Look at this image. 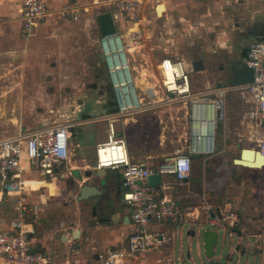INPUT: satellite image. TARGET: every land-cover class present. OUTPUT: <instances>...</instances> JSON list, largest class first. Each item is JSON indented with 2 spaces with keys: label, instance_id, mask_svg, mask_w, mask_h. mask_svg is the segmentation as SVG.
<instances>
[{
  "label": "crops",
  "instance_id": "1",
  "mask_svg": "<svg viewBox=\"0 0 264 264\" xmlns=\"http://www.w3.org/2000/svg\"><path fill=\"white\" fill-rule=\"evenodd\" d=\"M44 1L52 11L59 9L69 1H76L88 5L90 14L105 5L98 0ZM163 3L165 6L163 11L158 14L159 6H156V14L164 18L163 27L166 26L170 32L164 42L165 48L162 49L164 53L161 57L182 59L189 74L193 71L192 61L200 59L203 69L194 73L203 76L205 89L213 85L218 86L219 83H213L212 77L215 74L225 76L230 64L233 67L231 75L235 84L248 82L245 78L251 77L244 65L246 55L243 56L242 53L253 40L264 37V0H164ZM21 4L22 0H0V83L2 75L14 71L16 73L24 71L25 75H40L41 72L42 74L62 75L64 72L76 74V71L71 72L72 70L63 68V58L70 61L68 63L70 66L90 65V61L81 59L80 62V57L74 54L80 52L82 48L85 49L83 43L86 41L88 44L94 45L95 43L98 50V37L101 34L98 22L90 16L82 17L75 22H67L59 18L57 13H52L44 23L35 28L31 36L25 37L20 18ZM191 41L200 44L199 55L179 56V53L185 52L187 44ZM15 58H23L26 62L11 63L8 61ZM31 60H36L33 65ZM225 60L228 61L224 62ZM97 66L98 77L105 82L104 68L100 59ZM78 81L74 86L81 91V85L85 83ZM108 101L109 98L105 99L104 95L83 96L80 100L82 110L76 112V119L94 112L99 114L94 118L97 122H106L100 116L112 109ZM226 102L229 120L232 107L229 105L228 96ZM235 106L239 109L244 106L241 99L235 103ZM237 118L239 119L238 111ZM78 121L93 120L87 118ZM84 124L87 123L81 125ZM222 127L225 131L227 123ZM27 130L20 128L19 132ZM79 130L77 131L80 136L77 143L79 149L76 153L79 159L73 158L74 154L71 152L68 162L60 166L52 177L45 176L34 166L27 167L22 173L25 184L28 185L25 190L26 201L30 206L37 207L36 216H33L31 212L25 217V221L29 223L26 228L33 230V233L29 234L30 245L34 251L45 254L50 261L49 264H96V252L123 247L128 234L132 231L130 222L125 221V216L129 214V211L122 201L123 188L119 170L94 169L93 135L90 132L82 134V130ZM71 140L73 142V138ZM128 152L133 161L144 162L152 166H157L165 159L154 160V162L140 160L129 149ZM218 153L216 151L214 154L192 157V172L187 182L190 188L205 191L212 186L217 189L212 182L211 185L207 183L211 179L207 168L210 160H213ZM263 168L264 165L253 169ZM72 172L75 175L69 177ZM170 180L173 184L174 181L171 178ZM71 181H75L76 188L71 186ZM83 184L94 185L100 194L90 196L85 200H78L79 188ZM1 190L0 208L5 195ZM7 198L16 203V196L9 195ZM214 202L216 206L223 203H217L215 200ZM224 203L228 206L230 204ZM198 222L177 227L167 223L151 224L150 230L168 237V244L160 251L148 252L142 259L129 260L128 264H160L158 260L164 256H170L174 264H197L195 262L197 258L200 259L201 264H221L220 257L204 255L200 240V233L203 230L202 223ZM219 224L223 226L220 230L223 232L228 230L223 223ZM4 225L0 223V230L8 228V224L3 227ZM233 229L229 234L233 235L232 232L236 231L239 238H242L241 230L239 229L240 233H238L237 229ZM259 232L260 230H257L254 235L249 233L245 237L247 241L245 246L242 245L240 239V246L237 247L236 252L241 253L242 257L248 247H253L260 258L259 264H264V231ZM202 254L207 258L203 259ZM226 264L232 263L228 260ZM233 264H248V262L237 261Z\"/></svg>",
  "mask_w": 264,
  "mask_h": 264
},
{
  "label": "built area",
  "instance_id": "2",
  "mask_svg": "<svg viewBox=\"0 0 264 264\" xmlns=\"http://www.w3.org/2000/svg\"><path fill=\"white\" fill-rule=\"evenodd\" d=\"M162 0H104L101 8L89 13V6L69 1L59 9L50 10L44 0H22L20 18L25 37L44 23L52 13L67 22H75L90 16L97 18L109 12L114 32L100 34L98 54L104 68L105 82L111 89L114 105L101 115L107 123L106 139L95 145L94 169H117L121 174L122 201L129 211L132 231L123 247L101 250L95 253L96 264H128L129 260L142 259L152 250L160 251L169 238L150 230L151 224L167 223L181 226L195 224L202 217L205 226L216 231L221 212L210 201L204 190L187 185L192 172V157L216 153V137L219 122L226 125L227 96L239 92L243 107L239 121L254 128L257 133L256 149L264 155V37L253 40L247 46L245 68L252 72L251 80L243 84L218 85L193 92L191 76L179 58L164 56L157 63L158 77L151 89L144 91L136 86L129 50L141 45L142 4H150L155 12ZM136 26V28H134ZM135 71V70H134ZM150 104L145 103V97ZM179 106L184 117V145L157 166L133 161L127 141L115 128V122L123 117L138 114L150 108ZM86 123L88 121H85ZM85 122L39 125L27 131L0 138V181L5 195H14L17 218L9 228L0 231V264H49L48 257L31 248L29 234L33 230L25 217L37 207L30 206L25 198L26 184L22 173L36 167L45 176L68 162L71 155L70 140L73 128ZM157 172L162 183L149 186L147 178ZM174 183H171L170 177ZM179 189L177 196L171 192ZM160 264H174L170 256L158 260Z\"/></svg>",
  "mask_w": 264,
  "mask_h": 264
},
{
  "label": "rangeland",
  "instance_id": "3",
  "mask_svg": "<svg viewBox=\"0 0 264 264\" xmlns=\"http://www.w3.org/2000/svg\"><path fill=\"white\" fill-rule=\"evenodd\" d=\"M98 1L103 2L104 0ZM140 11L143 36L141 45L132 53L130 61L137 70H133V75L141 76L143 73L147 82L155 84L158 77L157 63L162 58L164 53L162 49L165 48L164 42H166L167 34L170 31L166 26L163 27L165 25L164 18L157 16L150 4H142ZM83 45L85 49L82 48L80 52L74 55L80 57V62L81 59L90 61V65L70 66L68 59H62L63 68L72 70L71 72L76 71V74H66L65 72L62 75L42 74L41 72L40 75H25L24 71L19 73L14 71L2 75L0 83V138L17 134L20 128L29 130L42 124L71 123L92 118L93 121H90L92 123L87 122V124L78 125L73 128L74 131L80 129L82 134L90 132L93 135L92 150L95 148L96 142L106 139L107 123L97 122L94 119L99 114L89 117L84 114L79 119L75 117L76 112L82 110L80 100L83 96L95 94L96 96L104 95L105 99L108 97L105 82L98 77L97 46L95 43L94 45L88 44L87 41ZM199 45L191 41L187 44L185 52L179 53V56L194 57L199 55V48H201ZM8 61L11 63L26 62L23 58ZM34 61L36 60H31L32 65L35 63ZM226 61L228 60L224 62ZM232 68V64H230L226 70V77L222 74H215L211 79L214 81L213 83H219V85L235 84L236 82L231 75ZM190 74L193 92L205 90L206 85L203 76L193 71ZM96 75L97 77H95ZM78 80L85 83V85H81V91H78L74 86L75 83L79 82ZM142 95L145 97V103L150 104V99L146 94L142 93ZM240 96L239 92H230L228 95L229 105L232 107L231 118L229 117L225 131L222 129V123L219 122L216 137V151L219 153L213 160H210L207 168L211 178L207 183L211 185L212 182L217 189L210 186L205 192L211 202L212 200L217 203L223 202L222 205H218L219 207L215 206L221 212L220 222L228 229L225 232L219 230L215 246L214 256L220 257L221 264H226L228 260L232 264L237 261L259 264L260 258L253 247H248L242 257L241 253L236 252V249L240 246V239L242 245H246L245 237L249 233L254 235L257 230H260L259 233L264 231V168H244L233 163V160L239 157L241 149H255L257 147V133H255L254 128L241 123L237 118V111L239 113L241 109L236 108L235 103L240 99ZM115 128L120 134L125 135L128 149L140 160L162 161L163 158L171 156L176 149L184 145L182 136L184 117L179 106L150 108L138 114L123 117L115 122ZM69 143L70 148L72 147L71 152L74 154L73 158L79 159V155H76L79 149L77 146L78 139H73V142L71 140ZM72 174L69 177L75 175L74 172ZM169 177L172 179L171 176L167 177V175L164 178L168 179ZM71 186L77 187L75 181L71 183ZM0 189H2L1 181ZM178 191L177 188L171 194L175 197ZM7 197L4 195V201L0 208V223L5 224L3 227L8 224L9 228L10 222L17 218V211L15 209L16 203ZM224 202L231 205H225ZM198 223L206 225L203 217ZM232 228L240 229L242 238H239L236 231L230 235L229 232ZM253 228L256 229L253 230ZM201 256L203 259L207 258L203 254ZM195 262L201 264L198 258Z\"/></svg>",
  "mask_w": 264,
  "mask_h": 264
},
{
  "label": "water",
  "instance_id": "4",
  "mask_svg": "<svg viewBox=\"0 0 264 264\" xmlns=\"http://www.w3.org/2000/svg\"><path fill=\"white\" fill-rule=\"evenodd\" d=\"M97 22H98V26H99L101 34H110V33H113L115 31L114 26H113V21H112V18H111V15L109 12H104V13L100 14L97 18ZM246 51H247V49L243 50V53H242L243 56L246 55ZM191 66H192L193 72H197V71L203 69V63L200 59H196V60L192 61ZM248 72H249V76L251 77L252 72L251 71H248ZM245 79L248 81L251 80V78H245ZM105 85L108 89V98H109L108 105L113 106L114 101L112 100L113 96L111 93V89L109 88V86L106 82H105ZM103 113H105V112H103ZM94 115H97V113L93 112V113L87 114L88 117L94 116ZM79 137L80 136L77 134V131L73 130L71 133V138L78 139ZM244 159H246V161H244ZM252 160H254V161H252ZM233 163L235 165H241L244 163L246 165H248V164H250V165H262V164H264V155H262L258 150L254 151V150L249 149V148H244V149H242L239 157L235 158L233 160ZM147 183L149 186L160 185L162 183L161 174L154 172L153 174L149 175L147 178ZM99 194H100V191L94 185L83 184L79 188V195L77 196V199L78 200H85L90 196H95V195H99ZM125 221L130 222L128 215L125 216ZM206 227H205V225L201 226V228L203 230L200 233V240L202 241V248L204 250V255L207 257H211L215 254L214 248L217 244L219 230L216 231L214 229L206 228ZM237 232L240 233L239 230H237Z\"/></svg>",
  "mask_w": 264,
  "mask_h": 264
},
{
  "label": "bare ground",
  "instance_id": "5",
  "mask_svg": "<svg viewBox=\"0 0 264 264\" xmlns=\"http://www.w3.org/2000/svg\"><path fill=\"white\" fill-rule=\"evenodd\" d=\"M159 6V9H158V14H160L162 11H163V8L165 7L164 6V3H162V4H159L158 5ZM157 6V7H158ZM144 19V18H143ZM139 47V46H138ZM137 47V48H138ZM135 51V48L134 47H132L130 50H129V52L130 53H133ZM137 51V50H136ZM134 68V70H136V67L135 66H133ZM137 71V70H136ZM140 72V71H139ZM142 72V71H141ZM143 73H141V76H137V75H135V79H136V86H138L139 88L140 87H142L143 89H144V91H147L146 89H151L152 87H153V85L150 83V82H147L146 81V79L143 77ZM244 149V148H243ZM249 149H252V150H254V151H257V149H254V148H249ZM242 151V150H241ZM239 154H241V153H239ZM244 161H246V159H244ZM252 161H254V160H252ZM264 164H262V165H250V164H248V165H246L245 163L244 164H241V165H239V166H244V167H250V168H261L262 166H263Z\"/></svg>",
  "mask_w": 264,
  "mask_h": 264
},
{
  "label": "trees",
  "instance_id": "6",
  "mask_svg": "<svg viewBox=\"0 0 264 264\" xmlns=\"http://www.w3.org/2000/svg\"><path fill=\"white\" fill-rule=\"evenodd\" d=\"M111 110H112V109H111ZM111 110H110V111H111Z\"/></svg>",
  "mask_w": 264,
  "mask_h": 264
}]
</instances>
